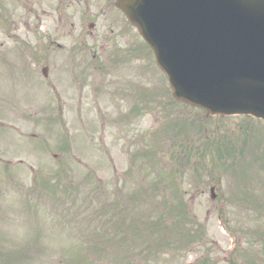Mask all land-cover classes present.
Masks as SVG:
<instances>
[{"label":"rangeland","instance_id":"obj_1","mask_svg":"<svg viewBox=\"0 0 264 264\" xmlns=\"http://www.w3.org/2000/svg\"><path fill=\"white\" fill-rule=\"evenodd\" d=\"M37 1L48 8H56V5L62 2L65 7L69 5L74 9L78 1L84 2V0ZM74 13L77 17L78 11L74 10ZM28 19V14L23 12L20 34L18 33L16 39L11 40L14 44L18 39L22 40L24 36L22 25ZM50 25L48 23L45 27L49 28ZM1 38L0 33V41ZM27 39L28 43L32 42L36 46V42L29 38L28 34ZM129 40L132 43L131 54H146L142 42L134 32L129 33ZM91 50L94 53L97 52L94 47ZM3 51H5V46H3ZM87 55L93 57L94 54ZM143 61L145 63V60ZM140 65L141 62H135L131 72L138 74L136 68ZM0 67L2 68L0 69V216L3 215L0 224V264H82L84 255L86 264H90L88 260H91L93 255L99 260L91 264H118L119 256L115 257L113 254L114 249L117 252L120 248L117 247L121 239L118 232L114 241L117 245L103 248L102 254L99 255L100 248L95 245L87 251L77 245L78 237L75 240L74 235L77 231H70L67 238L62 229H59L62 225H66V219H61L58 225V217L62 214L50 211L57 205L55 203L57 193H61V198H63L70 187H75L72 181L66 180L67 171L74 182L80 180V173L83 174L85 184H79L82 201L84 187L87 192V187L95 183L98 187L97 189L91 187V195L102 192L105 199H113L115 177H122L123 173L127 180L131 181V183L127 182L125 193L131 187L150 192L156 182V177L153 175L157 173V170L171 169V166L180 167L185 173L179 188L178 197L181 199L179 203L172 202L167 205L166 211L161 214L160 218L166 220L161 223L163 229L160 228V231L170 233L167 234L171 235L169 245H174L172 249L176 250L172 251L167 247H162L158 251L148 247L145 258L137 256L131 260H135V264H264V122L253 120L250 123V120L245 121L238 118L212 119L201 112L186 108L183 122L188 123L189 119H203L205 116L203 122L198 125L189 123L190 127H178L176 133L172 135L175 138L171 139L168 136L161 142L153 143L148 152V158L140 161L139 155L134 153L137 148H129L127 153L120 151L121 140L117 139V131L114 127H108L105 131L95 130L96 124L94 123L84 121L77 125L72 121L69 123V128H64L66 125L64 123H57V127L53 126L48 133L49 120L44 116L38 117L39 119L35 116L36 106L38 105L45 113L47 101H49L47 92L41 86L37 76L31 75L30 78L29 75L20 73H7L3 70L5 67L2 62H0ZM149 69L157 78L155 70L152 67ZM145 72L147 75V69ZM133 102L128 104L129 110ZM132 108L136 110V107ZM182 109L185 108L182 107ZM22 112L29 118L25 119L20 115ZM132 121L136 129L145 128V123H141L140 117H134ZM85 124L88 130L84 127ZM148 124L152 127L155 122L150 119ZM81 130L83 134L87 130L88 134L85 135L91 137L92 142L95 135L104 137L103 142L107 145L106 149L94 144L90 145L83 134L79 133ZM62 131H69L70 147L77 148L83 157L89 154L84 160L79 158L82 162L80 166L73 163L68 156L59 155L62 152L60 147H67V140L64 141ZM187 133L193 134L194 141L204 140L212 147L218 145L207 140L208 136L214 139L220 135L229 140L235 139V143L238 144L228 142L232 144V147L225 151L228 158L225 156L219 158L218 171H209L211 173H207L210 178L208 180L203 179L205 171H200L199 175L202 177L200 180L196 178L197 170L191 169V165L196 164L199 159L198 154L193 151L190 159L188 155L173 154V145L180 143V138L186 136ZM234 151L238 152L233 153ZM73 156L76 154L73 153ZM14 157H19L15 160V164L6 162V165H2V159L4 161L5 158ZM174 157L179 161L174 160ZM141 164L143 167L140 166ZM215 177L216 180H213ZM236 181L245 186L247 196L257 194L259 204L263 208L262 220L254 218L261 215L255 208V212L248 216L247 211H238L242 205L236 208L237 203L230 202L236 194L231 192L230 187ZM65 182L67 186L64 185ZM168 183L170 179L167 176L164 187L169 188V191L165 189V195L170 198V194H175L177 190L170 188ZM124 185L125 183L120 184L118 188ZM211 186L217 187L216 201L211 200ZM63 187L66 189L65 192ZM128 196L131 197L130 194ZM129 201L130 199L125 203ZM93 202L92 199L86 200L87 206ZM105 202L106 200L99 202L101 210ZM144 202L148 203V201ZM58 204L61 205V203ZM154 204L162 205L161 202ZM78 205L83 210V205L79 203ZM131 206L141 211L136 216L130 212L126 218L124 213L119 214L122 215V232L126 229L128 232L138 229L139 224H145V211H148L147 216L151 217L155 210L146 204L144 208L140 201H131ZM179 206L183 210H180ZM243 207L245 209L244 204ZM58 210L59 207L56 211ZM184 210H187V215L182 220L184 223L181 222L178 225L180 223L178 217ZM103 212H106V208ZM169 212L176 213L175 217ZM67 215L76 217L70 210ZM108 216L109 214H106L104 218ZM150 220L158 221L154 217ZM102 227L103 229L109 228L108 218L105 222L102 221ZM154 227L156 226H151L150 230ZM193 227L196 228L195 232L192 230ZM186 230H191L193 236L196 235V237L186 239L187 245L181 247L180 237L181 240L185 239L181 234H185ZM96 231L97 225L94 224L93 228L85 232L92 234ZM140 231L143 232L142 228ZM150 236H153L152 232ZM130 237L135 245L145 246L147 244L145 234L140 236L138 233L131 232ZM95 242L96 239L92 240L93 244ZM168 242L165 241L163 246H168ZM132 252L124 249L123 254L127 257ZM155 255L157 257H154Z\"/></svg>","mask_w":264,"mask_h":264},{"label":"water","instance_id":"obj_2","mask_svg":"<svg viewBox=\"0 0 264 264\" xmlns=\"http://www.w3.org/2000/svg\"><path fill=\"white\" fill-rule=\"evenodd\" d=\"M178 99L264 119V0H118Z\"/></svg>","mask_w":264,"mask_h":264},{"label":"flooded vegetation","instance_id":"obj_3","mask_svg":"<svg viewBox=\"0 0 264 264\" xmlns=\"http://www.w3.org/2000/svg\"><path fill=\"white\" fill-rule=\"evenodd\" d=\"M46 5H42L37 0H0V23L14 22V30L20 34L22 13L27 12L32 14L33 18L27 20L22 25L24 36L22 40L18 39L20 45L26 52H32V42L28 43L27 34L29 38L36 42L39 46L38 38L43 39L47 42L51 48L63 49L69 48L70 44L73 48L70 50L71 54H86L88 44L90 46H99L100 52L98 54H131L129 46L131 41L129 40V25L124 20V17L118 12L114 0H84V2L78 1L74 9L73 6L63 5L58 3L56 8H53V12L49 16L58 22V29L52 27L46 28L43 26L45 23L41 18L38 8H43ZM74 10L78 11V16L75 17ZM63 31V34L61 33ZM82 45L75 47L82 40ZM65 46V47H64ZM65 54L69 52L64 51ZM40 54V61L47 62L49 66L53 64V54H64L63 52L52 53L48 51V47L44 49L42 46L38 49ZM97 56L93 58L94 61L90 62L99 65L111 63L112 67L107 69V72L113 71L117 66L111 60H103L97 62ZM128 56H124L121 59V65H126L128 62ZM83 62L85 63L84 59ZM110 64H108V67ZM54 69V66H53ZM97 69V68H96ZM57 73L66 72L67 68L55 66ZM75 73H79L76 68L73 69ZM115 82L113 85L116 92V98L119 100L124 97V92L118 90L119 86H123L126 81V77L120 72L115 71ZM67 82V85L62 87L64 90L69 86V80H63L62 84ZM81 80H78L80 83ZM59 84V83H57ZM53 89H57L56 86L52 85ZM128 96V93H126ZM164 94L158 93L157 97L154 98L153 103L160 106L161 101L164 100ZM126 113L130 116V110L126 107L123 111L116 106L115 117L117 118L119 113Z\"/></svg>","mask_w":264,"mask_h":264}]
</instances>
